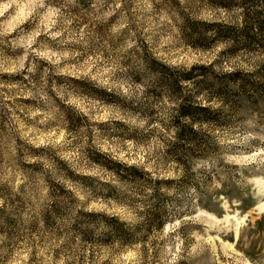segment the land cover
I'll return each instance as SVG.
<instances>
[{
	"label": "rangeland",
	"instance_id": "rangeland-1",
	"mask_svg": "<svg viewBox=\"0 0 264 264\" xmlns=\"http://www.w3.org/2000/svg\"><path fill=\"white\" fill-rule=\"evenodd\" d=\"M224 3L0 0V264H264V47Z\"/></svg>",
	"mask_w": 264,
	"mask_h": 264
},
{
	"label": "trees",
	"instance_id": "trees-1",
	"mask_svg": "<svg viewBox=\"0 0 264 264\" xmlns=\"http://www.w3.org/2000/svg\"><path fill=\"white\" fill-rule=\"evenodd\" d=\"M225 2L224 6H231V4L236 0H219ZM242 7L245 12V17L243 19L242 26H225L224 28L217 29L216 32L219 35L229 34L232 40V48H237L239 46H254L259 44V46L264 47V16L259 12V7L262 4L264 8V0H241ZM185 29L201 33L205 32L210 27L209 23L203 22H190L186 21ZM201 111H206L205 108H201Z\"/></svg>",
	"mask_w": 264,
	"mask_h": 264
}]
</instances>
